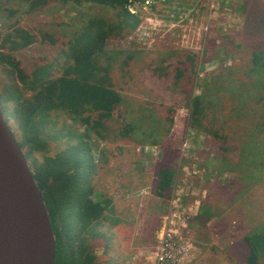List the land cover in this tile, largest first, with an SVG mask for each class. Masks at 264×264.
<instances>
[{"label": "rangeland", "instance_id": "obj_1", "mask_svg": "<svg viewBox=\"0 0 264 264\" xmlns=\"http://www.w3.org/2000/svg\"><path fill=\"white\" fill-rule=\"evenodd\" d=\"M32 1L0 0V95L5 103L13 80L11 66L1 55L10 53L28 75L43 66L50 77L57 78L74 63L92 19L120 23L117 10L108 5L50 1L31 11ZM129 9L139 15V25L125 37L114 30L101 57L110 66L111 81L122 102L111 117L99 118L98 112L90 111L92 121L99 119L95 129L72 121L66 113L55 118L53 132L58 130L63 137L51 139L50 154L61 149L55 146L62 140L63 145L85 140L92 157L86 149L82 153L73 147L80 166L74 172L64 216L78 234L81 193L92 185L94 199L98 194L111 198L108 222L115 230L110 242L106 234L100 242L107 248L109 242L110 250L115 247L111 253L122 264L124 243L142 233L153 239L150 232L171 193L167 190L161 197L156 193L161 168L169 164L176 174L186 166L195 192L207 191L199 209H205V214L213 205V211H219L215 220L212 214L202 217L199 229L218 231L224 240L222 250L235 244L237 260L232 264H249L246 237L262 234L264 242V59L258 69L253 58V51L264 47V0H148ZM18 28L34 35V42L16 48L4 43ZM199 95L203 130L192 126L189 103ZM0 105L7 120L8 111L2 101ZM15 105L10 99V108ZM244 106L250 108L242 112ZM252 106L256 116L249 114ZM252 122L260 124L256 131L246 127ZM129 125L131 132L122 133ZM9 126L21 141V130L12 117ZM214 131L218 137L212 136ZM37 158L43 160L41 153ZM193 169L202 171V178ZM192 200L186 198L185 204ZM129 226L134 230L127 238ZM109 227L105 223L104 229ZM140 227L141 235L136 233ZM102 252L99 246L97 254L104 259ZM207 252L203 250L205 256L196 259L199 264L210 256ZM257 256L259 263L264 261V243ZM134 259L127 262L139 264Z\"/></svg>", "mask_w": 264, "mask_h": 264}, {"label": "trees", "instance_id": "obj_2", "mask_svg": "<svg viewBox=\"0 0 264 264\" xmlns=\"http://www.w3.org/2000/svg\"><path fill=\"white\" fill-rule=\"evenodd\" d=\"M50 1H72L77 5L90 2L108 5L117 10L120 23L115 26L112 23L108 24L102 20L92 19L86 27L83 37L84 45L75 53L74 63L68 65L63 74L57 78L50 77L46 67L43 66L32 75H28L21 68L18 60L10 53L1 55L2 59L8 60V64L11 66L13 82L10 84L8 97L5 98L6 103L1 95L0 101H2L6 112L8 111V123L10 117L14 118L21 130L22 140L18 142L43 194L57 244L56 264H117V259L111 254L106 260L96 254L100 241L106 234L104 227L107 211H110L112 205L111 198H105L103 194H98L99 196L94 199L92 185L89 186L90 189L81 193L77 199L80 221L78 234L73 233L68 218L66 219L64 216V210L70 195H72L75 183L74 172L80 166V156L75 155L73 147H77L82 153L86 149L91 157L88 143L85 140H78L75 144L64 143L65 145H63L65 140H62L55 146V149H61L55 154H50V141L55 137H63L60 131L53 132L55 128L53 125L55 126L57 122L55 118L60 114L66 113L72 121H81L95 129V123L99 122V119L92 121L88 113L95 111L98 112L99 118L111 117L114 109L122 102L121 93L112 84L110 66L102 63L101 57L105 52L107 38L116 33L114 30L117 31L116 35L125 37L132 34L139 25L140 17L129 9L131 5L142 4L148 0H33L30 10H34L42 2L49 3ZM15 36L18 38L15 39ZM34 40L35 36L29 31L18 28L15 34H8L3 41L16 48L27 47ZM237 46L241 47L243 43H237ZM253 54L256 66L260 69L263 66L264 47L254 50ZM181 74L182 71L179 70V75ZM14 80L20 82L21 85H18ZM10 99L15 100L14 108L9 106ZM189 103L192 106V126L203 130L202 97L200 95L194 97ZM246 108L250 107L244 106L240 110L246 112ZM253 110L252 106V109L248 110L249 114L254 113L256 116L257 113ZM259 125V123L252 122L246 127L251 131H256ZM131 129L133 127L129 125L122 133L128 134ZM211 132H213L212 129ZM212 134L213 137L219 136V133L215 131ZM99 135L104 137L101 132ZM37 153H41L42 161L38 160ZM173 168L169 164L161 168L159 184L156 187L158 195L164 196L165 191L169 190L175 171ZM113 234L112 230H109L108 235L106 234L109 241ZM257 235L246 237L250 245L249 264L257 262L259 246L264 243L261 242L263 235ZM108 250H110V246H108Z\"/></svg>", "mask_w": 264, "mask_h": 264}, {"label": "water", "instance_id": "obj_3", "mask_svg": "<svg viewBox=\"0 0 264 264\" xmlns=\"http://www.w3.org/2000/svg\"><path fill=\"white\" fill-rule=\"evenodd\" d=\"M52 222L0 105V264H56Z\"/></svg>", "mask_w": 264, "mask_h": 264}, {"label": "built area", "instance_id": "obj_4", "mask_svg": "<svg viewBox=\"0 0 264 264\" xmlns=\"http://www.w3.org/2000/svg\"><path fill=\"white\" fill-rule=\"evenodd\" d=\"M181 169L175 174L171 186L167 209L156 235L155 255L150 264H189L198 249L190 232L196 209L200 208L201 199L206 196L207 191L204 189L196 193L194 185L190 183L192 173L186 171V166ZM192 172L197 178L203 176L200 170L193 169ZM197 181L200 182V179ZM190 196L193 200L187 205L185 199Z\"/></svg>", "mask_w": 264, "mask_h": 264}, {"label": "crops", "instance_id": "obj_5", "mask_svg": "<svg viewBox=\"0 0 264 264\" xmlns=\"http://www.w3.org/2000/svg\"><path fill=\"white\" fill-rule=\"evenodd\" d=\"M174 175H175V172L173 173V179H172V182H171V185L169 188V192L171 191V186L173 184ZM158 184H159V180H158L157 185ZM158 196H160V195H158ZM162 198H164V197H162ZM112 203H113V201H112ZM166 209H167V203H166L165 207H162L160 212L158 213V216L160 218V220L158 221V225L157 224L154 225V231L152 230L150 232V234L153 233L152 234L153 239L146 238L143 233H142V235H143L142 236L140 233V230H141V227H140L139 232L137 230L136 233L137 234L140 233L141 236L137 240H136V238H135V240H132V238H131L130 241H128L127 243L123 242L124 244L122 245V251L125 255V258L123 257L122 264H129L127 261H129V259H134V258H135L134 260H137L139 262V264L140 263L141 264H150V262L153 260L154 255H155L156 235H157V232H158L159 227H160L161 218H162L163 214L166 212ZM204 210L205 209H203V208L201 210L196 209V212H195L196 217L194 218V223L191 226L192 228H191L190 234L193 235V241L195 240L194 241L195 244L197 243L196 245H197L198 249L194 255V259L191 262H189V264H191L193 261H195V264H199V261H196V259H198V257L205 256V255H202V254H204L203 250H208L207 253L210 256L207 259L204 258V261L200 260L201 264H232V260H234V262H236L237 259H236L235 253H234V250L236 248L235 244L229 245L228 247L226 246L225 250H222L223 248L221 245H222L224 240L221 239L223 237L221 235H219L218 231H216L214 228H211V230L207 233L206 230L204 231V229H202V230L199 229V227L201 225L200 219L202 217L204 218V217L212 214L214 216H212L211 219L215 220L218 218V214H219L218 208H216V210L214 212L213 211V205L208 208V211L205 212V214H204ZM111 211L113 212V209L110 210V212ZM109 216H110V213H107L106 224H108V227H109V222H108ZM126 226H128V224ZM130 227L131 226H129V232L127 234L125 233V236L127 238H129L133 234L132 230H134V228L133 227L130 228ZM193 227H194V229H193ZM109 230L113 231V230H115V227H114V229H112V228L110 229V227H109V229L105 230L106 231L105 233L107 235L109 234ZM117 231L118 230H116V233H117ZM133 237H134V235H133ZM119 240L122 241L121 236H120ZM232 241H233V239H232ZM245 241H246V239L244 240V243H245ZM109 242H108V246H109ZM229 243H231V242H229ZM99 246H101V248H103L102 253H104V255H105L104 260H106L109 257L108 255H110V254L113 255L111 253V250H113L115 247L111 248V250H108L107 246L104 245L102 242L99 244ZM261 246H262V244H261ZM261 246H259L260 249H261ZM96 254H97V251H96ZM130 256H131V258H130ZM211 257H213V261L210 260ZM201 259H203V258H201ZM260 260H261V262L259 263V259H258V264H264V261L262 259H260ZM132 264H135V263L133 262Z\"/></svg>", "mask_w": 264, "mask_h": 264}, {"label": "bare ground", "instance_id": "obj_6", "mask_svg": "<svg viewBox=\"0 0 264 264\" xmlns=\"http://www.w3.org/2000/svg\"><path fill=\"white\" fill-rule=\"evenodd\" d=\"M23 150V149H22ZM26 156V155H25ZM167 189V188H166ZM162 192V191H161Z\"/></svg>", "mask_w": 264, "mask_h": 264}]
</instances>
